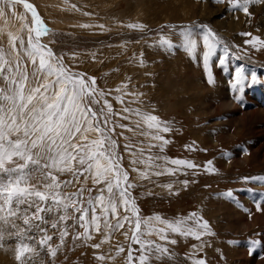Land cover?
<instances>
[{"label": "rangeland", "instance_id": "obj_1", "mask_svg": "<svg viewBox=\"0 0 264 264\" xmlns=\"http://www.w3.org/2000/svg\"><path fill=\"white\" fill-rule=\"evenodd\" d=\"M24 1L34 6L49 29L40 41L55 49L65 69L81 74L89 84L91 78L96 81V96L87 97L85 103L98 99L99 103H91V107L98 113L101 127L107 119L106 130L114 128L109 134L118 146L120 168L128 174L127 184L131 187L127 191L139 210L141 239L168 249L159 258L155 252L148 253L146 264H195L197 260L204 264H264V157L258 153L264 145V46L255 39L264 41V2L253 0L245 14L235 6V0ZM0 8V50L13 67L14 57L19 56L29 77L26 88L34 86V65L24 50L30 34L36 39L35 31L29 33L34 28L31 13L20 3ZM130 24L143 28H130ZM185 29L191 31L194 40L191 49L183 46ZM209 30L214 36L209 38L212 55L205 68L203 56L208 48L203 37ZM12 37H16L15 50ZM161 37L171 41L173 47L162 46ZM240 70L244 79L238 83L236 74ZM0 89H8L2 76ZM104 101L111 104L110 113ZM101 108L103 116L99 115ZM125 108L154 115L170 130L165 133L149 128L135 112H124ZM253 111L259 114L250 118L248 113ZM85 135L82 139L77 134L72 143L85 145L102 138L94 131ZM156 135L168 143L153 139ZM103 147L108 148L107 141ZM247 151L248 156L243 154ZM235 152L242 155L233 161L231 155ZM242 156L249 157L245 163ZM79 160L77 155L71 162L72 171H51L62 193L84 190L82 204L87 208L89 197L99 195L107 181L94 183L88 172L77 179L86 167ZM173 160L187 161L195 167L177 166L171 163ZM16 163L23 161L14 157L13 163L6 166L14 167ZM34 167L30 164L25 169L32 172L28 186L44 191L48 181L33 171ZM65 181L70 183L65 186ZM104 195L107 198L108 193ZM116 204V217L108 214L111 224L124 216L130 220L112 230L101 219L98 231L80 227V214L74 208L40 213L43 221L33 219L31 231H27L28 226L19 218L27 205H20L21 212L9 217L10 222L0 228V264H21L16 257L22 241L35 249L26 254L31 257L27 264H129V250L133 255L131 264H139L141 245L130 243L135 215L130 209L125 212L118 198ZM96 215H103L99 207ZM61 216L65 219L60 220ZM91 216L89 211L88 218ZM157 217L173 224L183 222L182 228L191 227L203 234L200 239L180 235L158 222ZM196 220L206 222L208 230L199 229ZM13 221L22 230L21 235L16 234ZM36 224L51 237L44 246L38 240L45 233ZM149 228L163 229L168 239H161L157 231L149 234ZM86 231L90 238L85 237ZM171 240L176 243H169ZM51 249L56 250L55 257Z\"/></svg>", "mask_w": 264, "mask_h": 264}, {"label": "snow or ice", "instance_id": "obj_2", "mask_svg": "<svg viewBox=\"0 0 264 264\" xmlns=\"http://www.w3.org/2000/svg\"><path fill=\"white\" fill-rule=\"evenodd\" d=\"M19 2L21 0H0V5L15 6ZM216 2H222V0H216ZM252 2L253 0H244L241 4L240 0H235V6L242 8L243 12L248 14V5ZM258 2H264V0H258ZM23 7L31 13L34 22V28L29 29V33L35 31L36 39L33 40L30 34L28 47L24 50L34 65L32 77L35 84L26 88L29 77L20 63L19 56L14 57L15 67H13V63L6 59L3 51L0 50V76L8 85L7 90L0 89V222H2L0 228L10 222L9 217H15L21 212L20 205H27V208H24L19 216L24 225L28 226L27 231H31L33 219L43 221L40 213L59 208L65 210L74 208L75 212L80 214L77 222L82 228L91 229L94 227L98 231L100 221L103 219L106 228L116 230L123 227V221L130 220L129 216H124L123 220L118 221L115 225L111 224L108 214L111 213L113 218L116 217V200L118 198L125 212L130 209L131 213L135 215V230L131 239L134 243L141 245L142 254L138 257L139 264H146L148 253L155 252L158 254L157 258L166 255L168 253L166 247L141 239V235H143L140 233L141 218L127 191L131 187L130 184H127L128 174L120 168L119 157L115 154L116 144L109 135V132L114 131V128L106 130L107 119L103 121L105 127H101L98 113L93 111L91 107V103H99L98 99L94 98L91 103H85L87 97L96 96L95 79L91 78L89 84L82 75L67 72L61 58H54L55 53L52 49L40 43V37L48 34L49 29L39 18L34 6L24 2ZM0 15H3L2 8H0ZM128 27L142 29L143 25L130 24ZM245 35H250V33ZM213 36L214 34L209 30L203 37L204 44L208 48L203 56L205 68L208 67L209 58L212 55V45L209 44V38ZM184 39L185 44L183 46L186 49L194 47L190 30H184ZM255 39L257 43L264 46V41L259 40V38ZM15 41L16 37H12L13 50L16 47ZM160 43L168 48L173 47L172 42L164 37H161ZM20 45L23 48V39L20 40ZM223 62V60L219 61L221 64ZM242 72L243 70H240L236 74L238 83L244 79ZM41 78H43L42 82ZM252 79L255 80V76ZM121 103H123L122 99ZM104 106L110 113L111 104L104 101ZM124 112H135V115L140 116L149 128H155L165 133L170 130L154 115L141 114L139 110L129 108H125ZM104 114V108H101L99 115L103 116ZM122 118L127 119L128 117ZM94 121L95 123H93ZM120 127L124 128L126 125H120ZM129 130L131 131V129ZM92 131L99 133L102 138L85 145L72 143L77 134H80L82 139H86L85 133ZM13 135L16 136V139H12ZM153 139L163 140L164 144L168 143L159 135L153 136ZM106 141L108 148L104 149L103 146ZM126 147L128 146L126 145ZM33 149H38V151L33 152ZM77 155L80 157L79 163L81 165L86 164L83 171L77 174V179L79 175H83V172H88L93 176L94 183L99 184L107 181L106 187L99 190V195L89 197L87 208L83 207L82 204L84 190L81 189L79 193L74 194L62 193L60 191L61 184L57 182V177L51 171H72L70 165ZM14 157H18L23 163H16L14 167H7L6 165L13 163ZM42 161L46 162L42 163ZM171 163L188 168L195 167V165L182 160H173ZM30 164L35 166L33 171L40 172L42 178L48 181L44 184V191L30 190L28 184L32 178V172L25 171ZM45 169H49V171H44ZM69 183L68 181L64 182L65 186ZM184 183L186 184L187 181ZM122 184L127 185V187H121ZM168 187L171 188V185ZM114 189H116L115 192ZM105 192L108 193L107 198L104 195ZM229 195L231 196V193ZM48 201L51 203H47ZM78 204L79 206H77ZM257 206L259 208V205ZM97 207L101 209L102 216L96 215ZM32 209L35 211H31ZM89 211L92 213L91 219L88 218ZM194 216L195 214H193ZM64 219V216L60 217V220ZM156 220L160 223H166L169 229L183 236L200 239L203 234V232L193 230L191 227L182 228L180 224L183 222L173 224L165 222L159 217ZM11 223L17 229L16 234L21 235L22 230L15 225L14 221ZM195 223L199 229L208 230L206 222L196 220ZM35 227L45 233L39 238V244L41 246L46 245L51 239L47 235V230L40 228L39 224H36ZM152 231H157L161 239H168L167 233L163 229H148L149 234ZM66 234L67 230L61 233V238L63 239ZM84 235L86 238H90L87 231ZM169 243L175 244L176 241L171 240ZM95 247L98 248L100 245H95ZM34 251L33 247L22 241L18 247L16 258L21 264H27L31 257L26 256V254ZM120 251H123V248ZM50 254L55 257L56 250L51 249ZM99 259L103 260L104 257L101 256ZM127 260L131 264L133 260L131 251ZM195 264H204V262L197 260Z\"/></svg>", "mask_w": 264, "mask_h": 264}, {"label": "bare ground", "instance_id": "obj_3", "mask_svg": "<svg viewBox=\"0 0 264 264\" xmlns=\"http://www.w3.org/2000/svg\"><path fill=\"white\" fill-rule=\"evenodd\" d=\"M234 55H235V54H234ZM238 57H239V56H238ZM215 60H216V59H215ZM238 98H239V96L237 97V99H238ZM235 99H236V97H235ZM251 99H252V98H251ZM227 104H228V103H227ZM235 104H236V103H235ZM232 105H233V104H232ZM233 106H234V105H233ZM235 106H236V105H235ZM229 107H230V106H229ZM215 108H216V107H215ZM232 108H233V107H232ZM232 108H231V109H232ZM216 109H218V108H216ZM216 109H214V110H216ZM257 113L259 114V111H256V112H254V111H253V112H249L248 114L250 115V118H251L253 115H255V114H257ZM262 117H263V119H264V115H262ZM245 120H246V119H245ZM243 121H244V119H243ZM245 122H246V121H245ZM236 123H237V122H236ZM242 124H244V123H242ZM207 137H208V136H207ZM203 139H204V138H203ZM213 141H214V140H213ZM262 141H263V140H262ZM207 142L209 143V138H207ZM262 144H263V143H262ZM262 144H261V145H262ZM208 145H209V144H208ZM256 145H257V144H256ZM258 147H259V144H258ZM249 148H250V147H249ZM251 149H252V148H251ZM245 150H246V149H245ZM247 150H248V149H247ZM242 151H243V150H242ZM251 152H252V151H251ZM258 153L261 154V156L264 157V145L261 146V149H260V151H258ZM243 154H245V155L248 156L249 152L247 151L246 153H243ZM241 155H242V154L239 155L237 152H235L233 156L231 155V159H232L233 161L236 160V159L238 160V158H240ZM247 156H242L243 158H246V160L242 158V159H243L242 162L245 163V162L247 161V158H249V157H247ZM263 157H262V158H263ZM263 159H264V158H263ZM240 160H241V159H240ZM230 162H231V161H230ZM261 185H262V183H261ZM260 190H261V189H260ZM251 196H253V195H251ZM258 200H259V199H258ZM245 203H246V202H245ZM245 205H246V204H245ZM248 206L251 207V205H248ZM252 207H253V206H252ZM246 209H247V207H246ZM254 209H255V208H254ZM238 211H239V210H238ZM234 212H236V211H234ZM255 212H256V211H255ZM230 213H231V212H230ZM241 213H242V212H241ZM246 213H247V210H246ZM252 213H253V212H252ZM242 214H243V213H242ZM256 215H257V214H256ZM256 215H255V216H256ZM243 217H244V216H243ZM236 218H237V217H236ZM244 218H245V217H244ZM239 219H240V216H239ZM239 219L237 218V220H239ZM257 219H258V218H257ZM247 221H248V220H247ZM258 221H259V220H258ZM263 221H264V220H263ZM241 222H242V221H241ZM243 222H244V221H243ZM243 222H242V223H243ZM236 223H237V222H236ZM239 223H240V222H239ZM247 223H248V222H247ZM251 223H252V222H251ZM259 224H261V223H259ZM231 225H232V224H231ZM235 225H236V224H235ZM240 225H241V224H240ZM241 226L243 227V225H241ZM241 226H240V227H241ZM245 226H246V223H245ZM246 227H247V226H246ZM234 229H235V227H234ZM248 229H249V228H248ZM236 230H237V228H236ZM242 230H243V229H242ZM238 231H240V233H241V230H238ZM239 251H240V250H239ZM243 252H244V251H243ZM241 253H242V252H241ZM245 255H246V254H245ZM242 257H243V256H242ZM244 257H245V256H244ZM257 262H258V261H257Z\"/></svg>", "mask_w": 264, "mask_h": 264}, {"label": "water", "instance_id": "obj_4", "mask_svg": "<svg viewBox=\"0 0 264 264\" xmlns=\"http://www.w3.org/2000/svg\"><path fill=\"white\" fill-rule=\"evenodd\" d=\"M24 2H26V1H24V0H21V2H19L20 4H22L23 5V3ZM27 3V2H26ZM29 12V11H28ZM40 43H42L41 41H40ZM42 44H44V43H42ZM46 45V44H45ZM48 46V45H47ZM49 47V46H48ZM49 48H51V47H49ZM52 49V48H51ZM52 51L55 53V57L56 58H59L57 55H56V52H55V49H52ZM62 64H63V62H62ZM63 66H64V64H63ZM64 68H65V66H64ZM67 72H69V73H71V74H75V75H81V74H79V73H77V72H70V71H67ZM83 79H84V77H83ZM110 135V134H109ZM118 146H117V144H116V151H115V154L117 155V148ZM124 185V184H123ZM128 194L130 195V197L132 198V201H133V195H132V193L131 192H129L128 191ZM137 208V207H136ZM138 215H139V210H138ZM132 237V236H131ZM132 242V239L130 238V243ZM129 252H130V250H129ZM129 254V253H128Z\"/></svg>", "mask_w": 264, "mask_h": 264}]
</instances>
